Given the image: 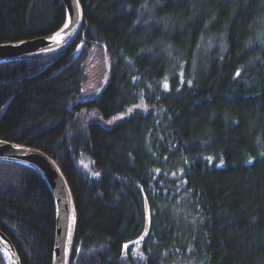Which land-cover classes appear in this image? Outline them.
I'll return each mask as SVG.
<instances>
[{
  "label": "trees",
  "instance_id": "16d2710c",
  "mask_svg": "<svg viewBox=\"0 0 264 264\" xmlns=\"http://www.w3.org/2000/svg\"><path fill=\"white\" fill-rule=\"evenodd\" d=\"M78 3L69 48L0 64V141L58 166L69 264H264V0ZM65 18L60 0H0V45ZM94 46L109 79L81 100ZM0 232L20 264H51L54 204L29 167L0 161Z\"/></svg>",
  "mask_w": 264,
  "mask_h": 264
},
{
  "label": "water",
  "instance_id": "95a60500",
  "mask_svg": "<svg viewBox=\"0 0 264 264\" xmlns=\"http://www.w3.org/2000/svg\"><path fill=\"white\" fill-rule=\"evenodd\" d=\"M65 9V22L71 20L61 33L58 43L55 33L30 41L0 45V64L52 57L69 48L82 28L81 8L77 0H60ZM0 161L21 164L35 171L47 184L55 212V234L51 264H69L70 250L75 229V210L66 182L53 160L44 153L16 144L0 141ZM144 226L140 236L149 232V213L146 201L143 206ZM139 238V239H140ZM142 239V240H143ZM141 240V239H140ZM0 255L5 264H20L17 253L9 240L0 232Z\"/></svg>",
  "mask_w": 264,
  "mask_h": 264
},
{
  "label": "rangeland",
  "instance_id": "374dc122",
  "mask_svg": "<svg viewBox=\"0 0 264 264\" xmlns=\"http://www.w3.org/2000/svg\"><path fill=\"white\" fill-rule=\"evenodd\" d=\"M86 82L81 88V100H87L99 94L109 79L110 60L105 49L92 47L84 65ZM92 113L90 119L96 118Z\"/></svg>",
  "mask_w": 264,
  "mask_h": 264
},
{
  "label": "snow or ice",
  "instance_id": "6c2138e0",
  "mask_svg": "<svg viewBox=\"0 0 264 264\" xmlns=\"http://www.w3.org/2000/svg\"><path fill=\"white\" fill-rule=\"evenodd\" d=\"M77 3H78V0H77ZM70 23H71V20H69L68 22H66V23L64 24V28L61 29L60 32H58V33L56 34V36L53 37L52 39L56 40V41L59 43L60 40H61V33H63L64 30L67 29V28L69 27ZM237 75H239V72L237 73ZM164 87H165V89H167L168 85L165 84ZM129 111H131V109H130ZM248 162L251 163V161H248ZM97 175H98V174H97ZM145 235H147V233H145ZM140 239L142 240L143 237H141ZM127 247H128V245L125 244V245H124V248L127 249Z\"/></svg>",
  "mask_w": 264,
  "mask_h": 264
}]
</instances>
